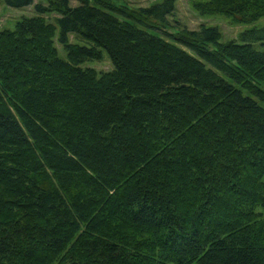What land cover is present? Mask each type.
I'll return each mask as SVG.
<instances>
[{
    "label": "trees",
    "instance_id": "1",
    "mask_svg": "<svg viewBox=\"0 0 264 264\" xmlns=\"http://www.w3.org/2000/svg\"><path fill=\"white\" fill-rule=\"evenodd\" d=\"M35 1L4 0L37 17L0 33V264H264V29L221 43L167 33L174 0ZM102 50L111 71L81 67Z\"/></svg>",
    "mask_w": 264,
    "mask_h": 264
},
{
    "label": "rangeland",
    "instance_id": "2",
    "mask_svg": "<svg viewBox=\"0 0 264 264\" xmlns=\"http://www.w3.org/2000/svg\"><path fill=\"white\" fill-rule=\"evenodd\" d=\"M117 6H125L129 9L148 8L153 4L161 3L164 0H110ZM208 0H174L175 9L169 20V27L166 29L167 33H174L178 29L186 28L189 31H197L201 26L217 28L220 33V42H240L239 36L250 30L264 29V17L259 18L257 21L246 23L241 22L238 15L225 16L220 14L202 15L195 8V5H204ZM36 3H44L42 1H35ZM45 4V3H44ZM77 3H72L76 5ZM37 17L34 12V7L29 6L25 9H12L5 5L4 0H0V33L3 31H14L23 18ZM58 18L56 13L45 15L47 22L55 24ZM69 42L71 44L88 45L84 41L75 36H70ZM256 49L261 48L260 41L251 43ZM54 46L57 49L59 56L66 59V53L54 40ZM82 68H91L97 72H109L113 69L111 61L107 53L102 50V58L99 61H89L81 65ZM264 182V176L262 178Z\"/></svg>",
    "mask_w": 264,
    "mask_h": 264
}]
</instances>
